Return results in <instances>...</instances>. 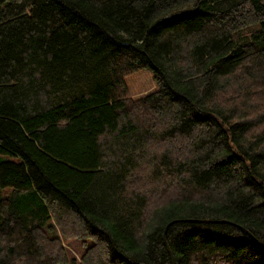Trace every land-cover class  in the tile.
I'll list each match as a JSON object with an SVG mask.
<instances>
[{
	"label": "trees",
	"instance_id": "trees-1",
	"mask_svg": "<svg viewBox=\"0 0 264 264\" xmlns=\"http://www.w3.org/2000/svg\"><path fill=\"white\" fill-rule=\"evenodd\" d=\"M0 264H264V0H0Z\"/></svg>",
	"mask_w": 264,
	"mask_h": 264
},
{
	"label": "rangeland",
	"instance_id": "rangeland-1",
	"mask_svg": "<svg viewBox=\"0 0 264 264\" xmlns=\"http://www.w3.org/2000/svg\"><path fill=\"white\" fill-rule=\"evenodd\" d=\"M125 82L128 96L131 99L140 98L141 96L157 89V85L153 79V72L149 67L141 68L130 73L126 76ZM1 157L2 159L18 161L17 159H12L8 156ZM68 247L73 254H76V251L81 250L80 242L76 240L71 241V245Z\"/></svg>",
	"mask_w": 264,
	"mask_h": 264
},
{
	"label": "water",
	"instance_id": "water-1",
	"mask_svg": "<svg viewBox=\"0 0 264 264\" xmlns=\"http://www.w3.org/2000/svg\"><path fill=\"white\" fill-rule=\"evenodd\" d=\"M197 221L200 222V220H197ZM163 240H164L165 245L167 246V243H166V241H165V239H164V234H163ZM167 247H168V246H167Z\"/></svg>",
	"mask_w": 264,
	"mask_h": 264
}]
</instances>
